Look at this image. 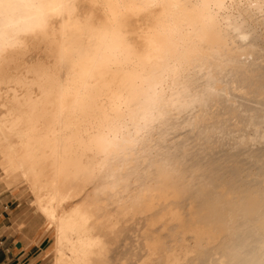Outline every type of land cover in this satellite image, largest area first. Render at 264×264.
Listing matches in <instances>:
<instances>
[{
  "label": "bare ground",
  "instance_id": "1",
  "mask_svg": "<svg viewBox=\"0 0 264 264\" xmlns=\"http://www.w3.org/2000/svg\"><path fill=\"white\" fill-rule=\"evenodd\" d=\"M9 2L0 181L30 190L53 263L118 264L142 215L148 264H264V0Z\"/></svg>",
  "mask_w": 264,
  "mask_h": 264
},
{
  "label": "crops",
  "instance_id": "2",
  "mask_svg": "<svg viewBox=\"0 0 264 264\" xmlns=\"http://www.w3.org/2000/svg\"><path fill=\"white\" fill-rule=\"evenodd\" d=\"M14 190L0 183V264H46L48 236L28 221L29 209Z\"/></svg>",
  "mask_w": 264,
  "mask_h": 264
},
{
  "label": "rangeland",
  "instance_id": "3",
  "mask_svg": "<svg viewBox=\"0 0 264 264\" xmlns=\"http://www.w3.org/2000/svg\"><path fill=\"white\" fill-rule=\"evenodd\" d=\"M3 178H4V176H3ZM1 179V178H0ZM4 180V179H3ZM5 181V180H4ZM1 182V184H3V183H5V182H3V181H0ZM6 184V183H5ZM5 184H3L4 185V187H5V189L6 190H14V189H17L18 191H19V194L22 196V198H23V202H24V205L25 206H27L28 207V209H29V214H28V216H26L27 217V219H28V221H33V222H36L38 225H39V227H41V228H44V231H45V233H46V235L48 236V245H47V250H46V253H45V255H46V264H54L53 263V257H52V253H53V246H54V240H53V229H50V228H48L47 227V221H45V220H47L46 219V216L44 217L43 215V213L41 212V211H39V209L38 208H36V206H35V204H33V196H32V194H31V192H30V190L28 189V188H26V187H24V186H20V185H18V187L16 186H14L13 185V187L12 186H10V187H12V188H10L8 185L6 186ZM9 187V188H8ZM24 189H23V188ZM24 191H23V190ZM32 204V205H31ZM35 206V207H34ZM39 213H41V214H43L42 216H41V214H39ZM135 216V217H134ZM133 217H134V219H133V217H131L132 218V220H131V218L130 219H128L126 222H122V223H120L121 224V226L123 225V226H125V227H121L120 226V224L118 225V230H119V234H118V237L119 238H121V239H119L118 241V243H117V247H120L119 248V255H121L120 257H119V259H118V264H148L147 262V258H145V257H147L146 256V253H147V251H146V246H142V247H138V245L140 246V245H145V241L143 242V238H144V236H142V232L144 231V228H145V230L147 231V229L149 228V225H148V223H146V225H145V223L144 224H142V223H140V224H138V226L140 225V229H139V227L137 226V224L136 223H138V221H143V219H141V218H143V216L142 215H134ZM139 216V218H136V217H138ZM142 216V217H141ZM45 219H44V218ZM141 217V218H140ZM137 221H136V220ZM140 219V220H139ZM129 222V223H128ZM143 226H142V225ZM145 226V227H144ZM121 229H120V228ZM138 227V228H137ZM143 227V228H142ZM155 227H157V225L155 226ZM123 228V229H122ZM124 228H125V230H124ZM141 228H142V230H141ZM121 230V231H120ZM124 230V231H123ZM140 230V231H139ZM141 232V233H140ZM138 233V234H137ZM145 231H144V233H143V235H145ZM141 234V235H140ZM140 236V237H139ZM143 239V240H141V239ZM134 239V240H133ZM140 239V240H139ZM123 241V242H122ZM141 243V244H140ZM143 243V244H142ZM123 245V246H122ZM129 246V247H128ZM123 247V248H122ZM121 249V250H120ZM138 249H140V250H138ZM141 249H143V250H141ZM141 251V252H140ZM144 251V252H143ZM146 251V252H145ZM127 252V253H126ZM126 253V254H125ZM142 253V254H141ZM145 253V254H144ZM125 257H124V256ZM127 255V256H126ZM145 256V257H144ZM129 257V258H128ZM52 258V259H51ZM120 258H121V260H120ZM123 258V259H122ZM125 258V259H124ZM127 258V259H126ZM123 260V261H122ZM119 262H121V263H119ZM123 262V263H122Z\"/></svg>",
  "mask_w": 264,
  "mask_h": 264
},
{
  "label": "snow or ice",
  "instance_id": "4",
  "mask_svg": "<svg viewBox=\"0 0 264 264\" xmlns=\"http://www.w3.org/2000/svg\"><path fill=\"white\" fill-rule=\"evenodd\" d=\"M11 6V2L7 3V4H3V5H0V7H10ZM33 7H44V5H32ZM52 7L58 9V10H73V9H81L82 11H86L87 8H88V5L85 4V5H76V4H72V3H58V4H55V5H52ZM104 7L106 8H117V9H124L127 7L126 4L122 3V2H117V3H114V4H108V5H105ZM120 20H119V17H114L110 22V24H116V23H119ZM46 23V18L45 17H42L41 18V21H40V27L42 28L44 26V24ZM88 28L89 29H94V24L92 21H88V24H87ZM99 26L101 27V29H103L105 26H106V22L103 21V19H101V21L99 22Z\"/></svg>",
  "mask_w": 264,
  "mask_h": 264
}]
</instances>
